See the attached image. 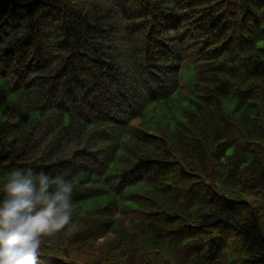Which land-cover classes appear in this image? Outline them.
<instances>
[{
	"label": "trees",
	"instance_id": "16d2710c",
	"mask_svg": "<svg viewBox=\"0 0 264 264\" xmlns=\"http://www.w3.org/2000/svg\"><path fill=\"white\" fill-rule=\"evenodd\" d=\"M77 180L37 264H264V0H0V178Z\"/></svg>",
	"mask_w": 264,
	"mask_h": 264
},
{
	"label": "clouds",
	"instance_id": "9594fccd",
	"mask_svg": "<svg viewBox=\"0 0 264 264\" xmlns=\"http://www.w3.org/2000/svg\"><path fill=\"white\" fill-rule=\"evenodd\" d=\"M77 180L16 168L0 178V264H37L46 238L74 229Z\"/></svg>",
	"mask_w": 264,
	"mask_h": 264
}]
</instances>
